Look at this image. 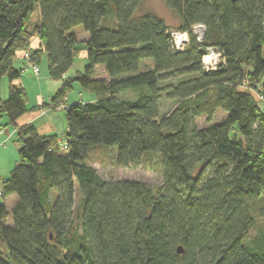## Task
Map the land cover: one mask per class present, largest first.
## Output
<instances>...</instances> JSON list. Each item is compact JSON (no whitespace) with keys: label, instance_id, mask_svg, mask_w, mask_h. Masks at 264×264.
Returning <instances> with one entry per match:
<instances>
[{"label":"trees","instance_id":"16d2710c","mask_svg":"<svg viewBox=\"0 0 264 264\" xmlns=\"http://www.w3.org/2000/svg\"><path fill=\"white\" fill-rule=\"evenodd\" d=\"M142 2L0 0V82L26 72L25 52L38 73L46 54L48 75L61 83L43 105L63 103L66 119L61 137L39 134L33 123L17 126L28 112L24 88L11 83L0 98L18 144L0 186V264H264V222L247 238L252 202L264 201V109L255 96L264 95V0H165L177 29L141 12ZM195 24L205 26L201 42ZM80 25L88 36L78 46ZM171 30L188 33L181 51ZM206 46L224 57L215 70L201 68ZM81 49L83 72L65 76ZM73 81L95 100L70 103ZM127 89L139 95L122 98ZM161 96L175 100L168 112ZM96 145L115 150L118 168L155 153L162 183L104 180L87 161Z\"/></svg>","mask_w":264,"mask_h":264},{"label":"rangeland","instance_id":"374dc122","mask_svg":"<svg viewBox=\"0 0 264 264\" xmlns=\"http://www.w3.org/2000/svg\"><path fill=\"white\" fill-rule=\"evenodd\" d=\"M140 11L141 12H146V11H151L155 15L160 16L166 25L170 27V29H177L178 28V19L176 17V14L173 13V11L167 6L165 3V0H143L141 3ZM36 21V20H35ZM33 19V23H35ZM72 30L75 32L77 36V40L80 41L78 43V46H81L83 43L81 42L84 37L88 36L87 32L82 29L81 25L80 26H75L72 28ZM79 53L75 56L73 60V64L71 65V68L66 72L67 77H73L76 75L77 72L82 73L85 65L87 64L86 62V51L81 49L78 51ZM40 65V73L38 76L41 78H44L46 82H48L47 86H44V83L42 81L41 84L42 88H39V81H36V78L32 76V71H29L28 69L26 72L21 73V78L23 84L21 85L22 88L25 90V97H26V108L28 111L33 113L34 111H41L43 109H47L48 107L43 105L42 103V98L43 102H48L50 98H47L56 91L57 86H60L61 80L56 81L53 80L49 77L47 73V59H46V54H43L41 57V61L39 63ZM95 73L96 76L98 77H104L105 73H103L102 67H96L95 68ZM25 74V76H24ZM6 76H4V79L2 82H0V95L2 96L1 99H5L8 94V90L1 89L3 87V83L6 80ZM73 87L72 89L67 93V97L69 98V102H78L81 101L86 102V101H94L96 98V95L90 93L87 89L82 88L81 85L78 84V82L73 81L72 83ZM54 88V89H53ZM41 89V90H40ZM2 95V93H4ZM51 94V95H50ZM121 97L124 99H134L136 98L139 93L136 90H130L127 89L126 91H123L120 93ZM37 96V98H36ZM5 97V98H4ZM76 100V101H74ZM160 104V113L162 112H168L172 107L176 104L175 100H168L164 96H161V99L159 100ZM29 112V113H30ZM52 113L57 115L58 117H61V119L65 120V111L61 110H52ZM57 117V119H59ZM197 124L200 126H204V118H200L197 120ZM64 125L62 126V129H64ZM61 137V135H59ZM6 142V141H5ZM18 145V144H17ZM101 146V145H100ZM99 145H96L95 148L91 149L89 152L88 156V162L96 169V172L99 173V175L104 179V180H127V181H138V182H145L152 188L157 187L162 183V174H161V164L158 159V156L155 153H148L143 156L141 159L142 162L137 165V166H131V167H120L118 168L114 164V155H115V150L112 148H104L103 146L100 147ZM17 151V150H16ZM17 155V152H16ZM18 159V155H17ZM76 199H75V204L74 208H79L80 206V196L76 192L75 194ZM3 199L0 196V202H2ZM264 205V201L261 198H255L254 202H252V208L251 211L253 212L254 215V222L255 226L249 229L247 232V238L252 239L253 236L256 234V230L263 225V216H262V207Z\"/></svg>","mask_w":264,"mask_h":264},{"label":"crops","instance_id":"0c3cea01","mask_svg":"<svg viewBox=\"0 0 264 264\" xmlns=\"http://www.w3.org/2000/svg\"><path fill=\"white\" fill-rule=\"evenodd\" d=\"M36 44H37V42L32 40L30 47L33 48L36 46ZM13 64H14V66H20L22 64L21 57H18L17 60H15V62H13ZM96 67L98 68L99 66H96ZM39 73H40V65H39ZM24 76H25V74H24ZM32 76H34L36 78L37 82L39 81V86H38L39 88H42V85H43V84H41L42 81L44 83V86L48 87L47 86L48 82L45 81V79H46L45 77H44L45 78L44 79L38 75L35 76L34 74ZM65 76H67V74H65ZM6 78H7L6 79L7 81H5L3 83V87L1 88V89H3V91L5 89L8 90L9 89L8 87L10 86L11 83L15 86L18 85L20 87L23 84L22 80H20L21 76H19V78L12 81L11 83H10L8 77H6ZM2 80H1V82H2ZM59 87L60 86H57L56 90H58ZM3 94H5V92L2 93V95ZM0 98H2L1 95H0ZM36 98H37V96H36ZM47 98H50V96ZM43 99L44 98H42V103H45V102H43ZM68 100H69V98H68ZM74 101H76V100H74ZM29 112L30 111L24 113L23 115H21L20 117L17 118V120H16L17 126L23 125V124H29V122H30V123L34 124V126L36 127V130L39 132V134H43V135H47V136H49L51 134L62 136L63 133L66 131V121L64 119L62 120L61 117H58L57 115L52 113L51 109L47 108V109H43L42 111L40 109L39 113H38V111H34L33 113H31V112L29 113ZM57 117L59 119H57ZM6 121H7V119L4 116L0 117V130L3 129L2 130L3 132L2 133L0 132V186H1L2 181L8 178L10 170L18 162L17 155H16V152H17L16 150H18V145H17V143H15V135H16L15 130H16V128L10 124H7ZM63 125L65 126L64 129H62ZM2 142L4 145L1 144ZM6 200H7L8 204H10V202H12L14 199H13V196H10Z\"/></svg>","mask_w":264,"mask_h":264},{"label":"built area","instance_id":"2783aa9c","mask_svg":"<svg viewBox=\"0 0 264 264\" xmlns=\"http://www.w3.org/2000/svg\"><path fill=\"white\" fill-rule=\"evenodd\" d=\"M205 26L203 24H195L192 26L191 33L195 36L198 42H201L204 37ZM170 36L172 37V45L175 51H181L188 43L189 36L185 31L171 30ZM201 59V68L206 71L215 70L216 67L224 63V57L221 55L216 47L206 46ZM24 68L26 71L28 68H32L35 74H38V67L31 63L30 55L25 52L24 56ZM256 99L259 101L260 107L264 109V95L261 93H255ZM58 111L64 110V104L61 103L55 107ZM66 149V144H63L61 150ZM0 195H2V189H0Z\"/></svg>","mask_w":264,"mask_h":264},{"label":"water","instance_id":"95a60500","mask_svg":"<svg viewBox=\"0 0 264 264\" xmlns=\"http://www.w3.org/2000/svg\"><path fill=\"white\" fill-rule=\"evenodd\" d=\"M233 2L236 1V0H232ZM177 252H182V248L179 246V248L177 249Z\"/></svg>","mask_w":264,"mask_h":264}]
</instances>
